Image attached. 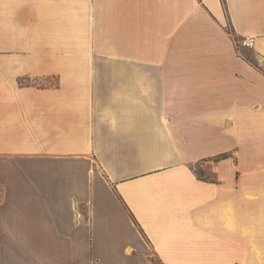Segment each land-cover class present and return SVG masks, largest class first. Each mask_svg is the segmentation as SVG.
Wrapping results in <instances>:
<instances>
[{
    "label": "crops",
    "instance_id": "1",
    "mask_svg": "<svg viewBox=\"0 0 264 264\" xmlns=\"http://www.w3.org/2000/svg\"><path fill=\"white\" fill-rule=\"evenodd\" d=\"M0 33V264H264V0H0Z\"/></svg>",
    "mask_w": 264,
    "mask_h": 264
},
{
    "label": "rangeland",
    "instance_id": "2",
    "mask_svg": "<svg viewBox=\"0 0 264 264\" xmlns=\"http://www.w3.org/2000/svg\"><path fill=\"white\" fill-rule=\"evenodd\" d=\"M1 42L6 45L8 42H11L13 44L14 50L0 49V58H14L26 62V36H13L0 33V43ZM19 81L22 86L32 85L35 87H49L56 85V78L32 79L30 77H25ZM194 171L199 177H210V174L204 170L200 164L195 166Z\"/></svg>",
    "mask_w": 264,
    "mask_h": 264
},
{
    "label": "built area",
    "instance_id": "3",
    "mask_svg": "<svg viewBox=\"0 0 264 264\" xmlns=\"http://www.w3.org/2000/svg\"><path fill=\"white\" fill-rule=\"evenodd\" d=\"M238 44L241 47H245V48H253L254 45V39L253 38H249V37H244L241 40L238 41ZM2 198V190L0 189V201Z\"/></svg>",
    "mask_w": 264,
    "mask_h": 264
}]
</instances>
